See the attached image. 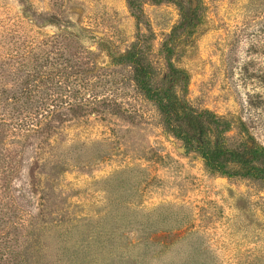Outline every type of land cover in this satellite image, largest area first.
I'll return each mask as SVG.
<instances>
[{
    "label": "rangeland",
    "instance_id": "obj_1",
    "mask_svg": "<svg viewBox=\"0 0 264 264\" xmlns=\"http://www.w3.org/2000/svg\"><path fill=\"white\" fill-rule=\"evenodd\" d=\"M132 3L0 0V264H264V178L159 107L264 146V0Z\"/></svg>",
    "mask_w": 264,
    "mask_h": 264
},
{
    "label": "trees",
    "instance_id": "obj_2",
    "mask_svg": "<svg viewBox=\"0 0 264 264\" xmlns=\"http://www.w3.org/2000/svg\"><path fill=\"white\" fill-rule=\"evenodd\" d=\"M127 3L132 10L135 9L132 0H127ZM139 74L144 82L147 73L140 69ZM144 89L150 95L151 89L147 84ZM159 107L172 134L182 140L186 149H195L211 171L229 177L241 175L264 178V146L253 140L251 145L241 143L240 148L225 146L223 135L229 129V123L220 121L210 111L191 109L184 101L173 100L169 93L166 101L159 103ZM230 165L235 168H229Z\"/></svg>",
    "mask_w": 264,
    "mask_h": 264
}]
</instances>
